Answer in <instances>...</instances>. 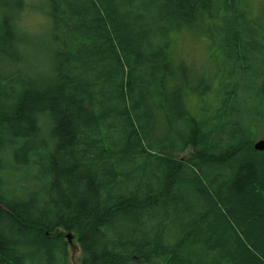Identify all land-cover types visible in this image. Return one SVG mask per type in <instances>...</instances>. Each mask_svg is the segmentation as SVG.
Masks as SVG:
<instances>
[{
	"label": "trees",
	"instance_id": "obj_1",
	"mask_svg": "<svg viewBox=\"0 0 264 264\" xmlns=\"http://www.w3.org/2000/svg\"><path fill=\"white\" fill-rule=\"evenodd\" d=\"M18 3L0 0V264H71L67 234L80 264H264L249 0H46L61 47L39 81L15 67ZM190 32L221 55L196 74L175 51Z\"/></svg>",
	"mask_w": 264,
	"mask_h": 264
},
{
	"label": "clouds",
	"instance_id": "obj_2",
	"mask_svg": "<svg viewBox=\"0 0 264 264\" xmlns=\"http://www.w3.org/2000/svg\"><path fill=\"white\" fill-rule=\"evenodd\" d=\"M10 28L17 38L14 48L21 61L16 67L38 81L53 79L55 54L61 46L52 39L46 0H25L23 7L11 13Z\"/></svg>",
	"mask_w": 264,
	"mask_h": 264
},
{
	"label": "rangeland",
	"instance_id": "obj_3",
	"mask_svg": "<svg viewBox=\"0 0 264 264\" xmlns=\"http://www.w3.org/2000/svg\"><path fill=\"white\" fill-rule=\"evenodd\" d=\"M6 1V0H1ZM10 1H19V5L21 7H23L25 0H10ZM249 2L251 3L252 9V17L254 19V21H251V25L253 27L257 26V22H260L262 26V28L264 29V0H249ZM18 7L17 9L21 8ZM242 6V5H240ZM239 7V5H238ZM14 11V10H13ZM47 15L49 16L48 13V5H47ZM251 17V18H252ZM50 18V16H49ZM210 22V21H209ZM211 26L215 27V26H221L222 22L220 21H212ZM202 30V29H201ZM214 34L216 33L215 30H213ZM191 33V32H190ZM192 35L189 34H179L176 39H175V51L177 54H179L180 58L183 59L186 63L187 66L190 68V71H192L193 74H196L199 68L201 67H211V62L208 60L210 55V58L217 63L219 60V57L221 56L218 53V50L216 48H208V40H207V36L202 35H195L194 33H191ZM257 55L259 56H263L264 52H259L257 53ZM213 62V63H214ZM6 64L4 66V68L1 66V68L3 69L4 72H8L7 69L11 70L12 68L9 67V65ZM9 67V68H8ZM16 67V66H15ZM12 71H14L12 69ZM25 75H28V73H26ZM24 75V76H25ZM195 84V82H193ZM241 98H243L244 96L241 95ZM190 99V104L194 103L195 100L194 97H191ZM243 103H242V108H243ZM41 125H42V129L43 132H41V138H44L47 136V129H48V119L47 117H43V119H41ZM155 130H157L155 128ZM263 130V129H262ZM157 133V132H155ZM264 137V130L262 131V133L257 137V139L259 138H263ZM191 156V149L189 150H184L183 152L180 153H175L173 155V157L177 158V159H184L187 160L188 157ZM72 235L70 234V240L68 245H67V252H68V258L71 264H80V256H81V250L79 248V245L77 243L76 238H72Z\"/></svg>",
	"mask_w": 264,
	"mask_h": 264
},
{
	"label": "water",
	"instance_id": "obj_4",
	"mask_svg": "<svg viewBox=\"0 0 264 264\" xmlns=\"http://www.w3.org/2000/svg\"><path fill=\"white\" fill-rule=\"evenodd\" d=\"M253 147L256 150L263 151L264 150V137L256 139L253 143ZM67 239L70 240V234H67Z\"/></svg>",
	"mask_w": 264,
	"mask_h": 264
}]
</instances>
